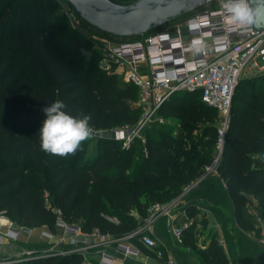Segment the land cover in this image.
I'll return each instance as SVG.
<instances>
[{
	"label": "trees",
	"instance_id": "obj_1",
	"mask_svg": "<svg viewBox=\"0 0 264 264\" xmlns=\"http://www.w3.org/2000/svg\"><path fill=\"white\" fill-rule=\"evenodd\" d=\"M55 5L0 0V215L18 226L55 232L61 219L87 234L123 237L152 204L174 200L206 174L218 154L221 116L199 91H181L162 103L144 129L145 142L123 147L103 134L82 142L75 155L41 151V109L56 100L72 116H90L95 131L136 128L143 114L138 87L102 71L99 52L76 30L61 32L68 19L50 15ZM252 200L264 218V73L235 88L220 161L181 205L194 221L178 245L195 251L200 264H264L263 245L255 243L261 229L247 207ZM199 203L222 221L227 249L207 218L198 217ZM239 229L256 238H242ZM204 231L209 243L202 248ZM130 242L153 253L135 237ZM91 253H38L11 264H102Z\"/></svg>",
	"mask_w": 264,
	"mask_h": 264
},
{
	"label": "built area",
	"instance_id": "obj_2",
	"mask_svg": "<svg viewBox=\"0 0 264 264\" xmlns=\"http://www.w3.org/2000/svg\"><path fill=\"white\" fill-rule=\"evenodd\" d=\"M64 12L74 30L84 37L89 36L91 26L67 3ZM215 12H219L220 16L217 18L219 21L213 23L222 28L220 31L212 32L213 24L209 25V30H205L204 26L201 25L200 34L183 35L186 32H191L195 23L200 24L203 17L210 20ZM227 15L221 7V3L218 2L142 37L114 42L108 38H103V40L92 35L94 48L100 51L98 67L102 71L122 77L126 83L137 86L139 103L143 109L142 118L136 128L121 126L109 131L93 130L92 136L110 133V136L123 142V147H128L136 138H141L145 142L141 131L156 118L158 109L167 98L180 91H199L202 101L217 108L221 116L218 126V154L213 163L206 168V174L214 172L223 151L225 134L230 123L232 98L241 75L252 62L264 70V29L253 27L239 30L240 33L242 31L247 32L245 37L240 35L232 37L231 35L235 32L229 27ZM206 33H210L211 37L205 38L204 34ZM176 35L177 37H174ZM194 43H199L200 47H193ZM166 45H172V48L168 49L170 52L168 54H164ZM187 46H192V50H185ZM157 52L162 54L154 56ZM140 56L143 58H139ZM168 58L171 59L168 60ZM177 61H181V64L177 65ZM195 61L198 62L196 65L189 66ZM259 62L261 63L260 66ZM144 65L148 67L147 74H143L141 71ZM203 177L185 186L183 192L174 200L167 203L152 204L148 209L147 216L136 229L126 236L114 237L103 234L98 229L87 234L82 232L80 226L64 223L59 219V224L67 232L92 235L94 240L79 248L69 250L55 251V245H48L45 248H28L16 256H5L0 252V264L19 262L38 253L66 254L72 251L85 253L97 248H100V263L119 264L114 261L115 258L124 262L129 257L136 256L141 252L139 247L130 242L134 237L144 247L152 251L156 257L164 259L166 264H176V259L171 251L155 235L154 225L159 219L168 218L173 224L171 234L174 242L183 243V233L193 223L194 219L190 218L186 210L182 209V218L176 223L177 215H175L174 210L183 203H187V194L197 186ZM247 207L252 213L257 227L261 229L259 241L264 246V218L252 202H248ZM2 217L0 215V224H3L1 222ZM5 225L9 227L7 235L16 238L18 235L16 225L10 220H7ZM198 227L201 228L200 223H198ZM1 240L2 237L0 236V242ZM219 241L222 246H225L224 239ZM108 247H113L114 253L108 251Z\"/></svg>",
	"mask_w": 264,
	"mask_h": 264
},
{
	"label": "water",
	"instance_id": "obj_3",
	"mask_svg": "<svg viewBox=\"0 0 264 264\" xmlns=\"http://www.w3.org/2000/svg\"><path fill=\"white\" fill-rule=\"evenodd\" d=\"M91 27L120 37H142L220 0H64Z\"/></svg>",
	"mask_w": 264,
	"mask_h": 264
},
{
	"label": "crops",
	"instance_id": "obj_4",
	"mask_svg": "<svg viewBox=\"0 0 264 264\" xmlns=\"http://www.w3.org/2000/svg\"><path fill=\"white\" fill-rule=\"evenodd\" d=\"M182 209L183 208L180 206L174 210L175 215H177L176 223L182 218ZM198 209L199 211L197 215L199 218H201L202 214L205 213L204 216L205 218H207V229L219 228L220 239H224L225 241L222 228L217 222L214 223V216L210 208L204 203H199ZM7 220L9 219L3 216L1 221L3 224H0V236L2 237V240L0 242V252L5 256L19 255L28 248L42 243H48V245L64 247L68 244V242L70 243L72 240L79 238L72 237V235L65 231L60 224L57 225V229L55 232L51 231L48 227L30 228L26 226L16 225V227L18 228V235L16 238H11L7 235V231L9 228L7 225H5ZM172 225L173 224L166 217L159 219L154 225L155 235L171 251L172 255L176 259V264H200L198 260V255L195 251L178 245L174 242V239L171 234ZM89 236H91V238ZM207 236V231H204L198 236V245H200L202 248H205L209 243V239H207ZM93 237L94 236L92 235H88L87 238L81 237L79 239L91 241V239L94 240ZM226 246L227 244L225 241L224 248L227 249ZM107 250L114 253L113 247H108ZM114 261L119 264H166L164 259L158 258L153 253H147L145 251H141L136 256L129 257L124 262L116 258L114 259Z\"/></svg>",
	"mask_w": 264,
	"mask_h": 264
},
{
	"label": "clouds",
	"instance_id": "obj_5",
	"mask_svg": "<svg viewBox=\"0 0 264 264\" xmlns=\"http://www.w3.org/2000/svg\"><path fill=\"white\" fill-rule=\"evenodd\" d=\"M220 3L232 24L243 29H264V0H220ZM64 108L61 100L43 107L45 119L39 129L41 151L60 157L75 155L82 142L93 135L90 116H72Z\"/></svg>",
	"mask_w": 264,
	"mask_h": 264
},
{
	"label": "rangeland",
	"instance_id": "obj_6",
	"mask_svg": "<svg viewBox=\"0 0 264 264\" xmlns=\"http://www.w3.org/2000/svg\"><path fill=\"white\" fill-rule=\"evenodd\" d=\"M56 1V5H55V7H53V6H51V16H53V17H56V16H58L59 14L58 13H61L62 14V12L64 13V15L66 16V14H65V12H64V8H65V1L64 0H55ZM67 17V16H66ZM68 19V18H67ZM69 21V20H68ZM67 21V25H66V27L64 28V30L62 29V30H60L61 32H63V31H68V30H71V29H73L74 30V28L72 27V25H71V23H70V21L68 22ZM90 32L88 33V35L89 36H87V37H85L86 39H88L89 41H90V43H91V45L94 47V43L92 42V35L96 38V37H100V38H108V39H110V40H112V41H114V42H122V41H126V40H129L130 38L129 37H120V36H116V35H111V34H108V33H104V32H102V31H100V30H97V29H95V28H93V27H91L90 28V30H89ZM104 40V39H103ZM98 52H99V58H100V51H99V49H96ZM99 61V60H98ZM261 65V63L259 62V66ZM142 72H143V74H147V72H148V67L146 66V65H144L143 67H142V70H141ZM262 73H264V70H262L260 67H258V66H255L254 65V63L252 62V63H250L249 64V66L244 70V72L242 73V75H241V79H244V78H248V77H253V76H257V75H261ZM119 80L121 81V82H124L123 80H122V77H119ZM181 92V91H180ZM177 93V92H176ZM151 123V122H150ZM148 126L146 125L145 127H144V129H146ZM144 129L141 131V133L142 134H144ZM104 134H110V133H104ZM95 137H97V135H94L93 136V140L90 142V144L91 143H93L94 142V140H95ZM47 196H48V194H47ZM194 198H199V196L198 195H194L193 196ZM253 201V203H254V206H255V208L257 209V205H255V201L254 200H252ZM204 215H205V213H203L202 214V216H201V218H203L204 217ZM214 216V215H213ZM215 222H217L218 224H220V226H222L221 225V223H222V221H220V219L218 218V217H214V223ZM216 227V226H215ZM62 228H64L63 226H62ZM214 230H216L217 231V233H219V228H213ZM64 230H65V228H64ZM66 231V230H65ZM239 233V235L242 237V238H249V239H253V238H256V236H255V234H254V232H252V231H247V230H244V229H239V231H238ZM68 233H70V232H68ZM71 235H72V237H79V238H83V237H85V238H87L88 237V235L87 234H72V233H70ZM90 238H91V236H89ZM75 239V238H73V239H75V240H72L70 243L68 242V244L66 245V246H64V247H59V246H55V248H54V250L55 251H61V250H69V249H74V248H79V247H81L82 245H85V244H88V243H91L92 241H93V239H91V241L89 240V241H86L85 239ZM94 238V237H93ZM259 237H258V240L255 242L257 245H260L259 244ZM47 244V245H46ZM46 246H48V243H42V244H40V247L41 248H45ZM261 246V245H260ZM34 247V246H33ZM262 247V249H263V251H264V246H261ZM99 250H100V248H97L96 250L95 249H93V250H91V255L92 256H94V259H96V260H99L100 259V252H99ZM85 253H88V252H85ZM89 256V255H88ZM88 258V257H87ZM234 262V261H233ZM231 264H235V263H231Z\"/></svg>",
	"mask_w": 264,
	"mask_h": 264
},
{
	"label": "bare ground",
	"instance_id": "obj_7",
	"mask_svg": "<svg viewBox=\"0 0 264 264\" xmlns=\"http://www.w3.org/2000/svg\"><path fill=\"white\" fill-rule=\"evenodd\" d=\"M220 16V13L219 12H215V13H213V15H212V17H211V19L210 20H208V18L207 17H203V19H202V22H200V24H197V23H195V25L193 26V28H192V30H191V32H186V33H184L183 35H185V36H187V35H198V34H200L201 32H200V27H201V25H203L204 26V29L205 30H209L208 29V27H209V25H211V24H213L212 25V28L213 29H211V31L212 32H218V31H220L222 28H219L218 27V25H215L213 22H217V21H219V20H217V18ZM227 17H228V15H227ZM213 20V21H212ZM228 23H229V27H230V29L232 30V31H234L235 32V34H232L231 36L232 37H237V36H241V37H245V33H247L246 31H242L241 33L239 32V30H244L243 28H240V27H238L237 25H234V24H232L231 23V21H230V19H229V17H228ZM174 37H177V35L176 36H174ZM204 37L205 38H209V37H211V34L210 33H206V34H204ZM193 47H195V48H199L200 47V45H199V43H194L193 44ZM169 48H172V45H166L165 46V48H164V54H168V53H170L169 52ZM185 50H187V51H190V50H192V46H187L186 48H185ZM172 53V52H171ZM162 53H155V55L154 56H160ZM139 58H143V56H140ZM171 58H168V60H170ZM199 59H201V58H199ZM198 62H192V64H189V66H194V65H196ZM175 64V63H174ZM176 64L177 65H180L181 64V61L179 62V61H177L176 62ZM167 65H171V64H167Z\"/></svg>",
	"mask_w": 264,
	"mask_h": 264
}]
</instances>
